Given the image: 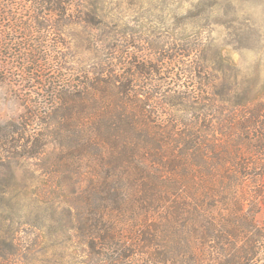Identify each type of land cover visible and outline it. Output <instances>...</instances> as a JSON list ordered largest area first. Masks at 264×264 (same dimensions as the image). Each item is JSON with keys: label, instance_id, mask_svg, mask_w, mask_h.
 <instances>
[{"label": "rangeland", "instance_id": "obj_1", "mask_svg": "<svg viewBox=\"0 0 264 264\" xmlns=\"http://www.w3.org/2000/svg\"><path fill=\"white\" fill-rule=\"evenodd\" d=\"M71 2L63 27L64 20L37 0H0V34L8 31L12 40L20 38L13 46L18 49L28 44L24 37L31 29L36 43L47 47L46 30L62 25L63 45L56 48L60 58L47 62L49 68L58 67L57 79L64 80L59 84L77 91L81 87L85 100L97 102L96 112L113 124L119 126L127 114L134 116L136 132L124 135L112 124L110 139H101L102 154L87 156L77 171L68 164L54 168L53 147L46 159H33L39 169L32 160H21L0 170V264H97L87 244L86 205H252L259 211L258 228H263L264 178H255L256 170L244 174L239 168L257 160L255 145L244 134L246 109L254 108L250 104L236 111L218 105L215 111L196 114L185 96L192 86L209 102L214 97L207 91L226 94L236 83L245 97L264 89V0ZM6 12L13 20L4 18ZM65 55L67 60L61 58ZM131 64L146 75H134ZM222 65H230L226 80ZM104 72L113 79L109 87L97 84ZM114 80L132 83L128 97L120 95ZM204 81L210 89L202 86ZM23 85L26 91L31 88V83ZM18 89L0 83V126L17 121L22 113L14 96ZM151 100L161 104L150 106ZM86 118L81 123H90L88 114ZM201 118L204 130L211 123L219 132L199 131L189 144L187 126L195 127ZM194 148L203 151L201 158V150ZM124 153L128 156L116 161ZM207 161L216 166L210 173L202 170ZM147 184H159L163 193L152 197L154 192H147L142 199ZM177 184L193 189L183 187L180 195L172 189ZM81 207L89 238L76 229ZM118 221L113 227L121 233L123 218Z\"/></svg>", "mask_w": 264, "mask_h": 264}, {"label": "trees", "instance_id": "obj_2", "mask_svg": "<svg viewBox=\"0 0 264 264\" xmlns=\"http://www.w3.org/2000/svg\"><path fill=\"white\" fill-rule=\"evenodd\" d=\"M37 3H40L44 9L49 7L55 16L59 15L64 20L63 27L65 26L66 18L70 17L69 11L72 10L69 9L71 0H37ZM3 15L9 21L13 20L7 12ZM56 25L58 27L55 26L50 31L46 30L47 33L43 35V41L46 40L47 44L49 42L51 44L47 47H41L36 43L35 33L31 29H26L28 36L24 37L29 39L28 44L22 43V47L18 45V49L13 48L17 39L12 40V36L10 38L7 35L11 32L2 31L0 34V59L3 58V61H0V83L9 82L19 88L14 96L23 109L17 121L0 126V170L7 169L11 164L21 160H32V167L39 169V165L34 163L52 155L49 148L53 147L54 158H58L59 161L57 163L54 159V168L56 165L61 168L68 164L75 166L77 171L82 169L81 164L87 156L102 154L101 139L103 141L110 139L109 128L113 123L103 116V112L100 114L96 112L98 103L93 101V104L91 102L89 104L83 96L81 87L77 91L70 85L61 86L59 82L64 83V80L57 79L58 67L49 68L47 64L52 57L60 58L59 54H61L56 48L63 45L60 40L62 25ZM61 58L67 60L66 55ZM130 66L134 75H146L137 70L136 64ZM229 66L221 67L223 80H226ZM62 68L59 67L60 70ZM39 73L40 75L45 73V76H39ZM105 73L101 74L104 79L97 84L101 83L103 87H109L113 79L110 80ZM26 82L31 83V88L27 91L23 85ZM114 83L122 97L129 96L131 91L128 92V87L132 83L120 80H114ZM238 85L239 83H236L235 86L227 89L226 94L217 92L219 94L216 95L214 94L216 92L207 91L206 94L211 93L214 97L211 98V102L209 99H204L200 94L202 92L196 91L192 86L185 99L196 106V108L190 107L196 114L201 110L215 111V106L218 105H227L232 110L238 111L248 108L251 104L254 112L249 108L246 109L248 111L244 126L247 132L244 134L254 143L256 153L254 158L257 160L251 164L244 162L239 168L244 174L246 170H256L258 177L255 178H264V89L256 92L252 97H245L240 94ZM87 86L90 88L89 83ZM202 86L210 89L206 81ZM206 102L210 105H202ZM141 103L144 108H149L148 105L152 106V104H161L156 100H151L148 105H144L143 101ZM90 108H93V113L90 112ZM146 112L152 113L149 110ZM259 112L263 114L260 116ZM87 114L90 123H81L88 120ZM201 121L202 118L195 127L187 126L190 130L187 136L189 144L193 142V137L199 131L206 135L218 134V129L211 123L207 126L208 129L204 130ZM135 122V117L127 114L121 118L119 126L116 123L113 125L127 135L132 131L136 132ZM184 138L186 141V137ZM198 150L201 149H193L196 153ZM202 152V150L198 152L200 158ZM126 154L121 155L116 161L119 162L127 157ZM215 167L207 161L202 170L210 173ZM248 176L251 175L246 173V177ZM147 185L149 188L144 191L142 199L147 198V192H154L151 194L152 197L163 193L159 184ZM183 187L193 189L184 184H177L176 188L172 189L181 195ZM188 200L183 198L182 202ZM121 202L117 201L118 204ZM182 204L184 203L86 205L90 207V239L87 244L90 245L93 260L95 261L97 255V264H264V226L258 228L256 215L259 211H253L252 205ZM83 207L77 209L79 216L76 218V229L89 238L87 220L80 213ZM118 216L124 221L125 228L121 233L116 225L113 227V224H119Z\"/></svg>", "mask_w": 264, "mask_h": 264}]
</instances>
